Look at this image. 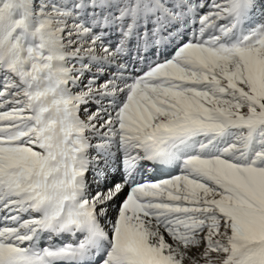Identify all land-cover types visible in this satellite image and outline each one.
Segmentation results:
<instances>
[{"label":"snow or ice","instance_id":"snow-or-ice-1","mask_svg":"<svg viewBox=\"0 0 264 264\" xmlns=\"http://www.w3.org/2000/svg\"><path fill=\"white\" fill-rule=\"evenodd\" d=\"M0 264H264V0H0Z\"/></svg>","mask_w":264,"mask_h":264},{"label":"bare ground","instance_id":"bare-ground-1","mask_svg":"<svg viewBox=\"0 0 264 264\" xmlns=\"http://www.w3.org/2000/svg\"><path fill=\"white\" fill-rule=\"evenodd\" d=\"M136 67H139V64L137 63ZM83 118V116H81ZM163 178H168L166 175L164 174H159V173H154L152 171H149L147 176L145 177V179L147 180H159V179H163Z\"/></svg>","mask_w":264,"mask_h":264},{"label":"rangeland","instance_id":"rangeland-1","mask_svg":"<svg viewBox=\"0 0 264 264\" xmlns=\"http://www.w3.org/2000/svg\"><path fill=\"white\" fill-rule=\"evenodd\" d=\"M81 116H83V113H81Z\"/></svg>","mask_w":264,"mask_h":264}]
</instances>
